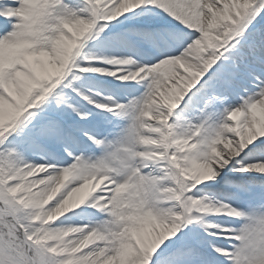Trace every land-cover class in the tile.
Here are the masks:
<instances>
[{
  "label": "snow or ice",
  "instance_id": "obj_1",
  "mask_svg": "<svg viewBox=\"0 0 264 264\" xmlns=\"http://www.w3.org/2000/svg\"><path fill=\"white\" fill-rule=\"evenodd\" d=\"M0 264H264V0H0Z\"/></svg>",
  "mask_w": 264,
  "mask_h": 264
}]
</instances>
